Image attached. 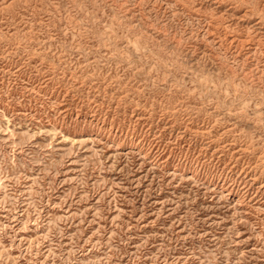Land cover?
Listing matches in <instances>:
<instances>
[{
	"label": "rangeland",
	"instance_id": "rangeland-1",
	"mask_svg": "<svg viewBox=\"0 0 264 264\" xmlns=\"http://www.w3.org/2000/svg\"><path fill=\"white\" fill-rule=\"evenodd\" d=\"M0 264H264V0H0Z\"/></svg>",
	"mask_w": 264,
	"mask_h": 264
},
{
	"label": "bare ground",
	"instance_id": "bare-ground-1",
	"mask_svg": "<svg viewBox=\"0 0 264 264\" xmlns=\"http://www.w3.org/2000/svg\"><path fill=\"white\" fill-rule=\"evenodd\" d=\"M262 4V3H261ZM262 16H263V14H262ZM260 22V21H259ZM113 33V32H112ZM104 36H105V34H104ZM129 37V36H128ZM126 39V38H125ZM133 39V38H132ZM126 41V40H125ZM127 42V41H126ZM131 42V41H130ZM137 44H139V43H137ZM126 48V47H125ZM134 51V50H133ZM136 51V50H135ZM121 54V53H120ZM150 54V53H149ZM162 59V58H161ZM159 61V60H158ZM165 61V60H164ZM166 62V61H165ZM159 65H160V63H159ZM164 66V65H163ZM166 71H167V69H166ZM206 78V77H205ZM206 80V79H205ZM205 85V84H204ZM209 85V84H208ZM221 100V99H220ZM242 107V106H241ZM245 114V113H244ZM262 154V153H261ZM260 160V159H259Z\"/></svg>",
	"mask_w": 264,
	"mask_h": 264
}]
</instances>
